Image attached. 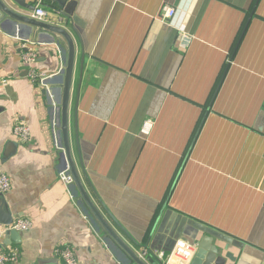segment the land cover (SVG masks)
Here are the masks:
<instances>
[{"label": "crops", "instance_id": "obj_1", "mask_svg": "<svg viewBox=\"0 0 264 264\" xmlns=\"http://www.w3.org/2000/svg\"><path fill=\"white\" fill-rule=\"evenodd\" d=\"M74 1L84 26L69 136L94 203L136 249L154 230L190 243L208 234L236 259L227 264H264V0ZM24 44L38 50V72L64 64L55 43L0 21V174L13 185L0 210L33 224L14 240V222L0 223V253L64 264L57 250L69 247L79 264H127L59 179L57 109L30 80ZM19 121L26 143L13 134Z\"/></svg>", "mask_w": 264, "mask_h": 264}, {"label": "water", "instance_id": "obj_2", "mask_svg": "<svg viewBox=\"0 0 264 264\" xmlns=\"http://www.w3.org/2000/svg\"><path fill=\"white\" fill-rule=\"evenodd\" d=\"M45 1L48 3L45 7L54 14L52 20L40 21L31 17L30 13H33L35 10L31 1L0 0V21L12 24L18 28L29 27L31 29V34H33L35 38L47 43H55L63 52L64 64L62 70L59 74L44 81L42 93L48 98L52 105L56 106L59 127L57 141L62 148V160L69 168L77 194L91 218L96 222L98 228L105 233L107 239L125 256L127 264H161L154 255V251L170 252L177 243L176 239L167 238L160 233L155 234L154 230L149 235L147 245L144 249L141 247L139 248V245L137 249L131 247L115 231L101 210L94 203L83 184L72 156L69 136V112L77 59L75 36L81 37L78 28H83L84 23L76 15L77 2L74 0ZM253 14L250 15L251 18ZM84 59L85 57L83 56L82 63ZM166 206L167 203L164 207ZM13 222V217L1 209L0 223L9 226ZM6 237H12L15 240L16 237H19V232L9 228L7 229ZM195 240L198 244V251L192 264H227L228 260L235 263L236 259L231 254L222 255L221 250L217 245L213 244V239L208 234H204L203 237Z\"/></svg>", "mask_w": 264, "mask_h": 264}, {"label": "built area", "instance_id": "obj_3", "mask_svg": "<svg viewBox=\"0 0 264 264\" xmlns=\"http://www.w3.org/2000/svg\"><path fill=\"white\" fill-rule=\"evenodd\" d=\"M52 12L47 9L43 1L39 2L32 14L34 19L40 21H48L53 18ZM160 16L164 21H170L175 16V9L169 5H164L161 9ZM191 41V38H185L183 46L185 47ZM24 49L22 54V62L25 67L28 68L29 78L32 83L43 86L45 80L50 78L48 75L38 72L35 69V65L38 62L39 55L38 50L33 46L27 44L22 45ZM3 85H7V81H2ZM13 134L20 143H26L31 138V129L23 122H17L13 128ZM57 147L61 150L58 142ZM60 181L67 187L73 186V178L69 172V168H66L59 172ZM13 188L11 179L6 174H0V195L4 196L8 194ZM33 226L32 222L27 219H18L11 227L12 230L17 232H25L31 229ZM198 251L197 243H190L186 241H179L176 243L172 251L170 252H157L154 255L161 262V264H192L195 255ZM60 259L64 264H79L78 258L75 252L69 247H63L57 250ZM18 252L13 250L9 253H0V264H12L18 258Z\"/></svg>", "mask_w": 264, "mask_h": 264}]
</instances>
